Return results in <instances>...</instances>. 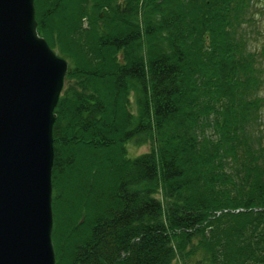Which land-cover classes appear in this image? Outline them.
<instances>
[{"label":"trees","instance_id":"16d2710c","mask_svg":"<svg viewBox=\"0 0 264 264\" xmlns=\"http://www.w3.org/2000/svg\"><path fill=\"white\" fill-rule=\"evenodd\" d=\"M68 62L52 128L56 264H264L254 0H34ZM148 143L134 156L127 142Z\"/></svg>","mask_w":264,"mask_h":264},{"label":"water","instance_id":"95a60500","mask_svg":"<svg viewBox=\"0 0 264 264\" xmlns=\"http://www.w3.org/2000/svg\"><path fill=\"white\" fill-rule=\"evenodd\" d=\"M67 68L34 0H0V264H56L52 128Z\"/></svg>","mask_w":264,"mask_h":264},{"label":"rangeland","instance_id":"374dc122","mask_svg":"<svg viewBox=\"0 0 264 264\" xmlns=\"http://www.w3.org/2000/svg\"><path fill=\"white\" fill-rule=\"evenodd\" d=\"M253 22L248 25L249 42L257 50L262 49L261 59L264 64V0H254ZM128 154L134 156L149 148L148 143L134 144L132 140L127 142Z\"/></svg>","mask_w":264,"mask_h":264}]
</instances>
